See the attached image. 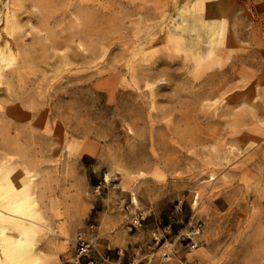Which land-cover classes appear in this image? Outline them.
<instances>
[{"label":"rangeland","instance_id":"1","mask_svg":"<svg viewBox=\"0 0 264 264\" xmlns=\"http://www.w3.org/2000/svg\"><path fill=\"white\" fill-rule=\"evenodd\" d=\"M16 15L27 62L0 82V152L37 175L44 264H73L80 233L85 264H264V0H23Z\"/></svg>","mask_w":264,"mask_h":264},{"label":"bare ground","instance_id":"2","mask_svg":"<svg viewBox=\"0 0 264 264\" xmlns=\"http://www.w3.org/2000/svg\"><path fill=\"white\" fill-rule=\"evenodd\" d=\"M21 1L23 0H9L8 2L6 0L5 3L0 0V24L2 23L0 82L4 81L7 68L27 62V52L24 51L25 44L23 42L27 36L17 37V34L23 29L16 15L17 8L21 7ZM215 9L221 11L219 3L213 2L205 11L209 14ZM222 24L220 19H216L212 24L204 22L209 44L207 55H213L216 37L223 29ZM173 28L177 29L175 25ZM192 31L195 32V38L200 39L196 29ZM216 31L218 33L214 39L210 33ZM6 153L0 152V253L3 254L0 255V264H3V261L13 263L16 258L30 259L29 257H34L35 261H41L44 264L45 258L39 255V252H34L29 242L33 235L39 233L40 229L49 230V227L44 223L43 214L38 208L33 191L35 183L32 178L37 175L33 174L24 162L13 161ZM107 179H109V175ZM133 203L136 207L139 206V200L135 194ZM31 223L32 225H30ZM12 252L15 253L10 254Z\"/></svg>","mask_w":264,"mask_h":264},{"label":"built area","instance_id":"3","mask_svg":"<svg viewBox=\"0 0 264 264\" xmlns=\"http://www.w3.org/2000/svg\"><path fill=\"white\" fill-rule=\"evenodd\" d=\"M145 220L144 213L139 212L135 219L133 220V226L137 227L142 224ZM200 230L197 229L194 233V237L199 235ZM198 247V244L192 240L189 244L191 250H195ZM92 245L90 240L86 237V234L80 233L76 239V248H75V261L73 264H85L83 260L91 259ZM87 264H95L94 261H88Z\"/></svg>","mask_w":264,"mask_h":264}]
</instances>
